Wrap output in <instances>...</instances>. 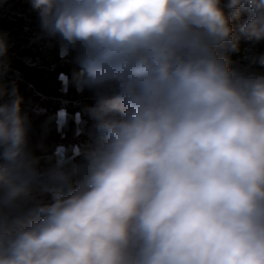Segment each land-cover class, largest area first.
<instances>
[{
	"label": "clouds",
	"instance_id": "clouds-1",
	"mask_svg": "<svg viewBox=\"0 0 264 264\" xmlns=\"http://www.w3.org/2000/svg\"><path fill=\"white\" fill-rule=\"evenodd\" d=\"M31 6L78 51L98 143L41 173L21 100L0 103V264H264V73L221 55L264 41V0ZM36 186L52 202L29 205Z\"/></svg>",
	"mask_w": 264,
	"mask_h": 264
},
{
	"label": "trees",
	"instance_id": "trees-1",
	"mask_svg": "<svg viewBox=\"0 0 264 264\" xmlns=\"http://www.w3.org/2000/svg\"><path fill=\"white\" fill-rule=\"evenodd\" d=\"M248 18L242 13L232 20V26L238 28ZM0 33L7 34L8 50L0 59L9 68L0 76V103L21 100L35 167L45 173L57 164L59 154L70 158L73 152L77 155L64 160V168L83 163L98 143L93 125L100 101L84 83L87 73L77 60L78 51L68 48L62 54L61 40L42 28L31 0H0ZM221 55L229 59L235 71L264 73V65L259 62L264 57V41L242 39L238 51L222 49ZM24 199L29 205L36 201L50 203L53 194L36 186Z\"/></svg>",
	"mask_w": 264,
	"mask_h": 264
},
{
	"label": "rangeland",
	"instance_id": "rangeland-1",
	"mask_svg": "<svg viewBox=\"0 0 264 264\" xmlns=\"http://www.w3.org/2000/svg\"><path fill=\"white\" fill-rule=\"evenodd\" d=\"M61 45L63 46L62 41H61ZM66 155H67V154H66ZM76 155H77V154L73 152V154L71 155L70 158H64V154H59V157H60V159L63 158L64 160L70 161L71 158H74ZM60 159H59V160H60ZM79 164H81V163H79ZM79 164H75V165H79Z\"/></svg>",
	"mask_w": 264,
	"mask_h": 264
}]
</instances>
